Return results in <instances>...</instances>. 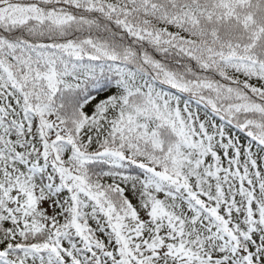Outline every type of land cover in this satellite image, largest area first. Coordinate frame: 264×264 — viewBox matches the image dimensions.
Here are the masks:
<instances>
[{"label": "snow or ice", "instance_id": "6c2138e0", "mask_svg": "<svg viewBox=\"0 0 264 264\" xmlns=\"http://www.w3.org/2000/svg\"><path fill=\"white\" fill-rule=\"evenodd\" d=\"M0 264H264V0H0Z\"/></svg>", "mask_w": 264, "mask_h": 264}]
</instances>
